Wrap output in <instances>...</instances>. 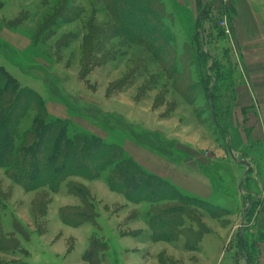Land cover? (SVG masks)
Wrapping results in <instances>:
<instances>
[{"label": "rangeland", "instance_id": "rangeland-1", "mask_svg": "<svg viewBox=\"0 0 264 264\" xmlns=\"http://www.w3.org/2000/svg\"><path fill=\"white\" fill-rule=\"evenodd\" d=\"M161 1L178 44V52L166 45L167 65L119 31L120 22L107 0H0V66L21 87L39 93L55 113L65 114L71 134L85 131L123 147L127 139L172 159L178 158V152L192 156L201 152L208 158L206 169L220 194L214 202L218 214L210 215L195 203L184 205L185 224L199 231L201 242L206 236L205 250L179 251L185 249L183 234L169 242L178 250L156 239L149 226L152 204L134 203L112 191L105 175L92 181L71 176L57 193L46 186L27 191L0 166V264H119L118 245L126 248L124 257L130 264H245L239 231L250 212L246 228L253 234L261 195L255 169L247 162L251 151L242 145L246 126L233 108L230 92L237 63L234 3ZM224 18L230 33L219 25ZM129 23L131 35L143 33ZM160 31L147 32L145 39L155 41ZM191 43L199 44L198 53L190 54L184 64L178 62L177 54ZM197 58L200 70L212 79L210 101ZM171 64L182 66L185 75L171 73ZM36 116L35 108L27 110L18 133L30 131ZM49 117L53 118L50 113ZM55 140L53 135L50 142ZM4 143L0 137V146ZM49 146L39 155L51 153ZM52 156L56 159V154ZM72 185L84 187L95 214L78 227L61 216L66 208H84ZM157 205L167 209L182 204L166 200ZM260 237H248L255 263Z\"/></svg>", "mask_w": 264, "mask_h": 264}, {"label": "trees", "instance_id": "trees-1", "mask_svg": "<svg viewBox=\"0 0 264 264\" xmlns=\"http://www.w3.org/2000/svg\"><path fill=\"white\" fill-rule=\"evenodd\" d=\"M108 5L114 10L118 18L119 31L128 39L137 44H142L152 51L154 56L165 65L164 52L166 45L173 46L178 52L176 37L169 28L168 21L171 20L166 12L164 3L161 0H107ZM133 22L143 30V33L131 35L129 31L133 28L129 22ZM155 23L157 24L155 25ZM159 28V29H158ZM160 31L155 41L145 39L147 32ZM199 44L191 43L185 46L178 56V62L184 64L188 61L189 55L198 53ZM200 52L203 50L200 47ZM204 54V53H203ZM200 70V61L196 59ZM171 64V73L179 72L183 75L184 68ZM192 75H188V77ZM203 84V90L208 100L213 96L211 91L212 79L209 74L199 72ZM35 108L37 116L33 121L30 131L23 135L18 133V126L27 110ZM71 123L65 118H50L44 98L32 88H23L18 79L4 67L0 66V137L4 139V145L0 146V166L7 170L8 176L16 183L23 186L27 191L38 190L48 187L52 192L57 193L64 181L71 176H79L89 181L101 178L105 175L106 182L110 189L122 193L134 203L147 202L152 204L148 216L149 226L156 239H164L167 242L176 241L181 234L185 238L184 248L186 250L199 249L202 236L199 231H194L185 224L186 208L184 205L195 203L200 208L209 212L210 215H217L216 204L181 192L167 179L147 172L136 162L118 143L107 142L104 138L85 131H69ZM133 130V129H132ZM56 136L55 143H51L52 136ZM16 138L20 143L16 145ZM138 142V138L133 136ZM140 143V142H139ZM50 145V146H49ZM53 148L50 153L43 152V147ZM150 147V146H149ZM151 148V147H150ZM160 156L171 160L161 153ZM56 154L52 156V154ZM83 154L87 159L81 158ZM51 154V155H50ZM32 158L27 162V157ZM246 166H248L246 164ZM107 171V175L105 172ZM248 174V173H247ZM71 191L84 200V208L74 207L62 212L61 216L66 223L74 227L80 226L83 222L93 220L95 216L91 207L90 195L79 185H72ZM175 201L182 205L167 209L158 208L161 201ZM250 216L248 212L246 222ZM245 235L242 238L239 231V249L242 258L247 264H255L251 250L252 240L248 237V229L244 228ZM248 233V234H247ZM197 234V235H196ZM260 238L264 239V234ZM244 243V249L242 244ZM256 244V243H255Z\"/></svg>", "mask_w": 264, "mask_h": 264}, {"label": "crops", "instance_id": "crops-1", "mask_svg": "<svg viewBox=\"0 0 264 264\" xmlns=\"http://www.w3.org/2000/svg\"><path fill=\"white\" fill-rule=\"evenodd\" d=\"M233 3L231 17L237 63L230 92L234 102L233 108L239 110L238 114L243 118V120L240 118V121L246 126L242 145L251 151L247 162L255 169L254 180L260 188L258 193L261 195V201L255 213L252 229V235L257 236L264 234V0H233ZM46 107L51 117H66L65 114L55 113L54 108L47 103ZM124 149L147 172L167 179L184 194L211 202L218 201L219 197H216L220 194L216 191L214 179L206 169L211 162L201 152L200 155L197 154L198 156L178 152L176 155L178 158L169 160L127 139ZM254 157L258 161L256 159L254 161ZM256 162L259 163L258 168ZM247 225L248 223L243 221L240 227L242 238ZM205 239L206 236L200 242L198 250H205ZM136 242L140 243L137 239ZM168 245L173 249L176 248L169 242ZM242 248L244 249V243ZM125 249L118 245L119 264H130L128 258L126 262L124 257ZM255 249L258 252V260L255 264H264V239L257 242ZM184 250L186 249H179V251ZM242 259L247 264L246 259Z\"/></svg>", "mask_w": 264, "mask_h": 264}, {"label": "built area", "instance_id": "built-area-1", "mask_svg": "<svg viewBox=\"0 0 264 264\" xmlns=\"http://www.w3.org/2000/svg\"><path fill=\"white\" fill-rule=\"evenodd\" d=\"M220 27L223 28L227 33H230L229 31V25L227 23V19L224 18L221 20V22L219 23Z\"/></svg>", "mask_w": 264, "mask_h": 264}, {"label": "water", "instance_id": "water-1", "mask_svg": "<svg viewBox=\"0 0 264 264\" xmlns=\"http://www.w3.org/2000/svg\"><path fill=\"white\" fill-rule=\"evenodd\" d=\"M206 10V7L204 8V10L200 13V17L204 14V11ZM198 21H199V19H198ZM247 214V213H246ZM246 216V215H245ZM244 216V217H245ZM244 221V220H243Z\"/></svg>", "mask_w": 264, "mask_h": 264}]
</instances>
